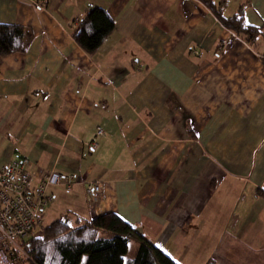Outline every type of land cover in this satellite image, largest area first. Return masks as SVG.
Returning <instances> with one entry per match:
<instances>
[{
  "label": "crops",
  "instance_id": "0c3cea01",
  "mask_svg": "<svg viewBox=\"0 0 264 264\" xmlns=\"http://www.w3.org/2000/svg\"><path fill=\"white\" fill-rule=\"evenodd\" d=\"M91 5L114 27L87 53L72 34ZM240 5L264 29V0L223 15ZM0 23L31 36L0 55V164L78 178L50 186L44 213L116 212L179 264H264L263 37L199 0H0ZM88 181L103 183L93 202Z\"/></svg>",
  "mask_w": 264,
  "mask_h": 264
},
{
  "label": "trees",
  "instance_id": "16d2710c",
  "mask_svg": "<svg viewBox=\"0 0 264 264\" xmlns=\"http://www.w3.org/2000/svg\"><path fill=\"white\" fill-rule=\"evenodd\" d=\"M228 29L251 45L264 38L262 27L247 24L243 5L230 16L223 15L227 0H200ZM114 22L102 7H87L73 31L74 41L87 53L98 48L112 31ZM30 32L15 23H0V55L24 52L28 48ZM264 63V55L262 56ZM67 216L56 217L45 224L39 234H32L24 248L31 264H79L87 254L85 264H179L168 254L147 241L140 231L116 212L107 211L82 221H70ZM136 250L125 258L130 242ZM204 264H214L209 258Z\"/></svg>",
  "mask_w": 264,
  "mask_h": 264
},
{
  "label": "built area",
  "instance_id": "2783aa9c",
  "mask_svg": "<svg viewBox=\"0 0 264 264\" xmlns=\"http://www.w3.org/2000/svg\"><path fill=\"white\" fill-rule=\"evenodd\" d=\"M102 133L97 126L89 144L92 150L98 147L96 138ZM27 166L25 157L0 164V264H22L23 259L29 260L24 243L43 228L34 232L43 221L45 207L53 200L50 186L62 185L69 191L78 180L75 172L49 170L35 176ZM102 188V181H88L85 185L92 202L101 196Z\"/></svg>",
  "mask_w": 264,
  "mask_h": 264
},
{
  "label": "rangeland",
  "instance_id": "374dc122",
  "mask_svg": "<svg viewBox=\"0 0 264 264\" xmlns=\"http://www.w3.org/2000/svg\"><path fill=\"white\" fill-rule=\"evenodd\" d=\"M200 1V0H199ZM201 2V1H200ZM202 3V2H201ZM204 4V3H203ZM205 5V4H204ZM206 6V5H205ZM207 7V6H206ZM209 9V8H208ZM213 13V12H212ZM214 15V13H213ZM216 17V16H215ZM217 18V17H216ZM46 208V207H45ZM60 209V208H59ZM58 208L55 207V204L51 205L50 208H48V210L46 211V213L43 214V221L40 225H38L35 229H34V232H39L41 227L44 226L45 224L49 223L54 217H58L59 214H58ZM45 211V210H44ZM65 216H68L69 219H71L70 221H72L73 223V220L72 217H70L68 214H65ZM62 217V216H60ZM20 241V240H19ZM135 250H136V244L134 241L130 242L129 246H128V250H127V253L125 254V258H130L134 255L135 253ZM86 259H87V254H83L82 257H81V261L79 264H85L86 262ZM22 264H31L29 260L27 259H23L22 261Z\"/></svg>",
  "mask_w": 264,
  "mask_h": 264
}]
</instances>
